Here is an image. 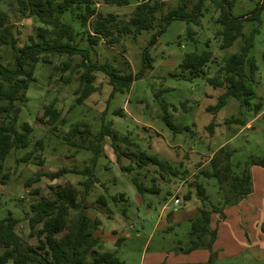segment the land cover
<instances>
[{"label":"rangeland","instance_id":"obj_1","mask_svg":"<svg viewBox=\"0 0 264 264\" xmlns=\"http://www.w3.org/2000/svg\"><path fill=\"white\" fill-rule=\"evenodd\" d=\"M93 1L98 12L113 14L121 21H128L136 6L135 1L126 7ZM188 1L191 10L197 0ZM228 1L233 2L229 11L233 19L254 13L259 2ZM179 2L169 0L158 12V19L161 21ZM0 10L8 15L19 47L36 37L39 24L34 19L23 17L6 2L0 3ZM219 16L215 4L205 0L198 22L173 20L163 32L157 25L137 37L125 36L113 46L102 42L90 51L89 64L110 63L123 73L132 74L134 82L130 90L114 93L109 77L101 71L96 74L97 90L81 104L76 99L85 70L82 58L56 55L49 56L50 64L40 61L35 80L29 83L26 103L17 105L21 108L19 124L28 123L33 129L31 145L13 150L5 161L4 174L9 179L0 180V218L11 211L19 220L17 234L37 246L38 239L30 238L26 220L31 205L41 198H54L53 189L69 187L83 191L86 178L82 175L67 174L54 181L49 175L64 168L85 170L94 158L88 148L94 146L100 150L95 168L100 183L89 191L85 205L91 220L101 221L95 235L102 240L105 251L116 253L125 264H264V168L258 166L250 168L252 197L225 206L223 219L213 214L211 228L218 234L213 250L193 251L200 253L197 258L190 256L193 252H187L193 240L191 220L199 210L193 209L191 215L188 211L202 206L196 194L197 184L206 187L211 205L223 202L217 181L200 176L209 167L213 153L227 147L237 161L264 160V10L259 20L245 21L242 35L225 49L221 48L222 38L217 34L222 27L217 23ZM66 20L70 22L68 17ZM75 27L81 28L78 22ZM155 35L157 42L151 46ZM247 40H252L249 60L257 66L255 74L249 76L253 98L249 105H243L234 97H227L222 109L208 111L227 91L225 86H212L209 79L224 77L219 73L220 66L241 52ZM78 42L81 47H88L86 37ZM207 51L213 53V61L202 72L194 73L183 66L187 55ZM147 56L151 65L145 60ZM12 59L11 49L0 50L1 62L12 64ZM54 103L61 119L55 126H48L44 110ZM2 104L0 101V107ZM4 117L0 113V122ZM165 117L171 119L175 129L168 126ZM233 119L238 122L232 123ZM211 123L215 124L214 133L209 129ZM104 125L128 137L135 146L113 142L109 137L99 140ZM39 141L41 147L36 146ZM35 146L39 159L20 162ZM142 153L168 163V168L162 170L150 162L144 165ZM123 167L131 171L125 172ZM136 176L147 189L143 195L133 183ZM30 181L36 182L27 186ZM152 187L154 193L149 190ZM189 192L194 199L185 201ZM102 195L108 200L105 207L97 203ZM175 196L182 202L178 208L174 207ZM118 239H123L119 246ZM213 253L215 257L210 262ZM202 254L207 255L204 263L199 261Z\"/></svg>","mask_w":264,"mask_h":264},{"label":"trees","instance_id":"obj_2","mask_svg":"<svg viewBox=\"0 0 264 264\" xmlns=\"http://www.w3.org/2000/svg\"><path fill=\"white\" fill-rule=\"evenodd\" d=\"M135 1V10L128 21H121L113 14L104 15L97 11V4L93 0H0L6 2L11 8L16 7L17 13L25 18L34 19L39 24L35 38H30L29 43L19 47L18 38L13 27L9 24L8 15L0 10V50L9 48L13 51L12 64L0 61V113L4 114V121L0 122V180H8L4 174V164L13 150L25 149L31 145L33 129L28 123L19 124V113L26 103V94L29 83L35 80L36 66L40 61L50 64L49 56H67L82 58L84 72L80 79V88L77 90V104L87 100L97 90L95 81L96 74L103 71L109 77L114 87V93H124L130 90L134 82L132 74H125L110 63L97 65L90 63V51L98 47L102 42L109 46L120 43L123 37L132 35L137 37L144 31L160 25L161 32L173 21L183 20L198 22L202 16V7L205 0H197L190 10L188 0H180L178 7L172 9L160 21L158 12L169 0H102L106 6H130ZM220 11L217 23L221 24V30L217 33L222 38L221 48H229L235 40L242 35L244 22L259 20L260 13L264 10V0H259L254 13L243 19H233L230 8L233 2L228 0H211ZM70 19V22L66 20ZM80 24V31L75 23ZM161 22V23H160ZM160 23V24H159ZM86 37L88 47H81L78 39ZM157 42L155 35L150 45ZM252 40H247V45L241 52L233 54L220 66L219 73L222 79H209L212 86L218 88L225 86L226 92L218 99L215 107L208 111L217 112L226 105L227 97H234L243 105H249L254 96V91L249 85V76L257 71L255 62L250 61L248 52ZM264 57V56H263ZM147 64L151 65L150 56H147ZM213 61L212 52L203 54L187 55L183 66L194 73L202 72L203 68ZM56 104L45 107L44 119L48 126H55L61 119V112L55 107ZM258 107L257 109H259ZM168 126L175 129L171 119L165 117ZM40 122H44L40 119ZM233 119L232 123H237ZM87 127L86 125H83ZM77 128V127H76ZM209 129L212 133L215 124L211 123ZM109 137L113 142L121 141L129 146H135L128 137L120 136L112 130L110 125H104L100 132V138ZM39 141L36 146L41 147ZM34 150L26 153L20 162L28 163L36 157ZM94 158L85 170L61 169L49 175L52 181L67 174H78L86 178L82 183L83 191L77 188L65 187L53 189L54 198H41L30 207V213L26 214L30 228V238L36 237L39 244L30 245L25 242L16 232L19 220L12 212L5 213L0 218V264H125L114 252L105 251L103 242L96 237L95 233L101 225L98 219L91 220L87 215L86 197L89 191L100 181L95 175V168L100 150L91 146ZM116 151V150H115ZM147 165L150 162L159 166L162 170L168 168V163L155 157H149L145 153L140 157ZM117 160L120 159L117 157ZM258 166L264 168V160L252 159L251 161L235 160L234 152L222 147L213 153L209 167L200 173L205 179H215L218 183L221 202L214 206L210 204L207 189L202 184H197V197L201 201V208L195 218L191 220L192 228L191 247L187 251L191 253L199 249H210L217 240V230L211 228L213 214H219L223 219L222 212L225 206L238 204L248 198L252 193V177L250 168ZM125 172L131 171L123 167ZM3 179V180H2ZM36 180V179H34ZM155 181V180H153ZM30 181L27 186H31ZM133 183L139 194L143 195L147 189L139 176L133 178ZM155 192V188L149 189ZM192 193L184 196L185 201H191ZM97 203L101 207L108 204L106 196L99 197ZM2 209L0 208V215ZM264 232V225L262 226ZM123 239H118L119 246ZM215 257L211 254L210 262Z\"/></svg>","mask_w":264,"mask_h":264},{"label":"crops","instance_id":"obj_3","mask_svg":"<svg viewBox=\"0 0 264 264\" xmlns=\"http://www.w3.org/2000/svg\"><path fill=\"white\" fill-rule=\"evenodd\" d=\"M183 184H184V183H183ZM263 185H264V182H263ZM251 195H252V194H251ZM251 195H250L249 199L252 197ZM193 199H194V197H193V195H192V199H191V201H192ZM249 199H248V200H249ZM199 208H200V207H199ZM199 208L196 207V208L189 209V211H191V212L188 211V214L191 215V214L193 213V209H195V211H196V210H199ZM230 210H231V209L227 210L226 213L229 214ZM232 212H233V215H236L234 208H232ZM190 217H192V216H190ZM195 217H196V216H195ZM195 217H194V218H195ZM172 218H173V217H172ZM213 218H214V216H213ZM191 219H192V218H191ZM199 254H200V253H198V252H193V253L190 254V256H193L194 258H197V257L200 256ZM206 259H207V255H206V254H202V258H201L199 261H200L201 263H204V262L206 261Z\"/></svg>","mask_w":264,"mask_h":264},{"label":"built area","instance_id":"obj_4","mask_svg":"<svg viewBox=\"0 0 264 264\" xmlns=\"http://www.w3.org/2000/svg\"><path fill=\"white\" fill-rule=\"evenodd\" d=\"M175 198L176 199L174 200V207L175 208H178V207L181 206L182 202H181V200L177 196H175Z\"/></svg>","mask_w":264,"mask_h":264},{"label":"water","instance_id":"obj_5","mask_svg":"<svg viewBox=\"0 0 264 264\" xmlns=\"http://www.w3.org/2000/svg\"><path fill=\"white\" fill-rule=\"evenodd\" d=\"M172 221V219H170Z\"/></svg>","mask_w":264,"mask_h":264}]
</instances>
